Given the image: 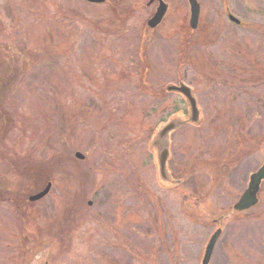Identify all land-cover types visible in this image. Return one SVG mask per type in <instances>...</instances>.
I'll return each mask as SVG.
<instances>
[{
  "label": "rangeland",
  "instance_id": "obj_1",
  "mask_svg": "<svg viewBox=\"0 0 264 264\" xmlns=\"http://www.w3.org/2000/svg\"><path fill=\"white\" fill-rule=\"evenodd\" d=\"M147 1L0 0V264H200L219 227L209 264H264V182L247 217L227 210L264 160V61L253 57L258 45L264 59V0H227L252 29L228 21L223 0H200L199 27L183 41L201 74L182 68L201 121L170 135L173 175L200 181L170 189L148 144L162 121L188 116L165 87L189 8L165 0L152 31ZM137 50L154 75L145 89L130 81ZM236 132L248 145L240 154ZM47 181V196L29 201Z\"/></svg>",
  "mask_w": 264,
  "mask_h": 264
},
{
  "label": "water",
  "instance_id": "obj_2",
  "mask_svg": "<svg viewBox=\"0 0 264 264\" xmlns=\"http://www.w3.org/2000/svg\"><path fill=\"white\" fill-rule=\"evenodd\" d=\"M87 2L102 3L105 0H85ZM155 0H149V3L154 2ZM191 8L190 24L191 27H195L197 24V17L199 13L198 3L196 0H189ZM166 12V4L159 0V4L156 7V12L152 14L147 19V24L149 27L154 28L161 21L162 17ZM228 17L239 23V20L234 17L232 14H229ZM167 91H174L179 94H182L188 105V116L182 114V112H177L171 115V118L166 122H161L156 126L152 132L148 144V149L152 153L153 160L155 162L156 170V179L159 182L161 187L169 188L173 187L181 182L177 178H173L170 170L167 168V161L170 155V142H171V133L173 130L178 129L185 120H189L192 123L200 120L199 108L196 104L194 95L190 87L181 83L180 85L172 84L166 86ZM75 156L82 159L83 154L81 152L75 153ZM264 180V161L260 164L259 168L252 172L249 175V182L247 188L240 194L238 201L233 205V209L237 211H243L250 208V206L255 205L258 202L257 194L260 189V183ZM51 181H47L44 187L41 190L36 191V193L28 195V200L36 202L44 198L51 189ZM221 231L220 228L213 231L210 235L206 246L203 251V257L200 264H208L211 256V251L216 243L217 238L219 237Z\"/></svg>",
  "mask_w": 264,
  "mask_h": 264
},
{
  "label": "flooded vegetation",
  "instance_id": "obj_3",
  "mask_svg": "<svg viewBox=\"0 0 264 264\" xmlns=\"http://www.w3.org/2000/svg\"><path fill=\"white\" fill-rule=\"evenodd\" d=\"M164 1V3L166 4V12H165V14H164V16L162 17V21H161V23H159L158 25H157V27L159 26V25H161L163 22H164V19L166 18V16H167V14H168V12H169V3L167 2V1H165V0H163ZM187 1V5H188V8H189V16H188V24H185V23H182L176 30L177 31H175L173 34H175V36H176V39H177V41H179L178 42V45H177V49H176V55H177V57H178V61H179V63L177 62V64H176V66H175V70H176V72H177V78H176V84H180L181 83V80L183 81V79H185L184 78V76H185V73H184V70H183V68L182 67H185L186 66V68L188 69V70H190L191 71V69L195 72V74L197 75V73L200 75L201 74V72H196L195 70V67H194V62L192 63V61H194V57H191V54H193V52H192V50H191V46H190V48H187L186 49V47L184 46V39H188V38H190V37H192V34L193 33H195V31L197 30V28L199 27V21H200V19H199V16H200V12L202 11V4H201V2H200V0H196L197 1V3H198V8H199V13H198V17H197V19H198V21H197V24L195 25V27L193 28V27H191V24H190V16H191V8H190V5H189V0H186ZM158 3H159V0H155L152 4H155L156 6H155V8H154V12H156V7H157V5H158ZM151 5V4H150ZM220 5H222V7H223V9H222V7H221V12L222 13H224L225 11H226V9H227V5H228V1L227 0H223L222 1V4H220ZM224 15H225V17H227V19H228V21H230V22H232L230 19H229V17H228V14L225 12L224 13ZM233 24H235L237 27H249V29H252L253 27L251 26V25H242V26H240V25H238L236 22H232ZM148 27V26H147ZM156 27V28H157ZM149 28V27H148ZM155 28V29H156ZM149 29H151V28H149ZM155 29H151L152 31L153 30H155ZM254 30H257V29H255L254 28ZM251 31V30H250ZM252 32V31H251ZM253 44V42L251 43V45ZM237 46H236V48H234L235 50H240V44L239 43H237L236 44ZM255 49H254V54H253V57L255 56L256 57V59L257 60H259V59H261V60H263L264 61V59L259 55V53L261 52V51H259V48H258V45H256L255 47H254ZM188 52V56L187 57H185L184 58V55H185V53H187ZM192 52V53H191ZM148 51H136V53L134 52V58H135V60H138L137 61V63H138V66H137V69H138V73H137V75H138V81L137 80H134V78L133 77H130V81L131 82H133L134 84H135V86H137V89H145V87H143L144 85H143V83H142V80H144L145 78H148V77H152V78H154V75L151 73V75L150 74H146V73H148V71L151 69V64L149 63V60H148ZM193 56H194V54H193ZM260 56V57H259ZM259 58V59H258ZM186 60V62H181L180 60ZM191 61V62H190ZM135 62V61H134ZM130 63H132V62H130ZM140 63V64H139ZM133 64H135V63H133ZM183 70V72L182 73H180V71H182ZM243 70H246L245 69V67H244V69ZM148 75V76H147ZM155 80L157 81V82H159V80H160V78H158V76L157 77H155ZM163 81V80H162ZM187 83V82H186ZM189 84V83H188ZM190 85V84H189ZM173 94H176V93H173ZM177 95H179V94H177ZM180 96V95H179ZM181 97V96H180ZM243 96L242 95H240V97H237V98H242ZM184 100V99H183ZM198 128L197 129H200L199 127L200 126H197ZM182 129V128H181ZM239 131V130H238ZM236 142H234V146L233 147H236L237 148V146H239L238 148H239V151H237V153L238 154H240L241 152H242V150H244V149H246L247 148V144H246V142H245V137H244V135L241 137V134L239 133V132H236ZM244 137V138H243ZM226 150H229V149H227L226 148ZM246 150H248V149H246ZM204 152V150L203 151H201V154ZM237 155V154H236ZM244 157H246V155L244 156ZM170 159V158H169ZM187 159H189V158H187ZM192 159H194V157L192 158ZM244 159V158H243ZM168 164H169V166H168V168H169V170H171V172L174 174V170H172L171 169V159L169 160V162H168ZM184 171V170H183ZM182 171V172H183ZM191 172V171H190ZM178 173V172H177ZM189 176L190 175H186L184 178L185 179H187V180H189ZM196 193H198V191H196ZM192 194V193H191ZM208 194H210V192H208ZM207 194V195H208ZM206 194L205 195H199V194H196V195H193L192 194V196H190V195H188V196H186V198L188 197V198H191L192 200H195V201H202V199L203 198H207L206 196H207ZM186 198H184V200L186 199Z\"/></svg>",
  "mask_w": 264,
  "mask_h": 264
},
{
  "label": "trees",
  "instance_id": "obj_4",
  "mask_svg": "<svg viewBox=\"0 0 264 264\" xmlns=\"http://www.w3.org/2000/svg\"><path fill=\"white\" fill-rule=\"evenodd\" d=\"M12 73H13V70L11 71ZM4 80H6V79H4ZM2 83H4V81H2V80H0ZM1 84V83H0ZM6 87L4 88V89H6V90H8V88H9V83L7 82V84L5 85ZM0 100H2V95L0 96ZM194 172V171H193ZM192 171L191 172H189L188 173V175H190L189 176V180L187 181V182H190V183H195L196 184V182L197 183H199V181H200V179L198 178V175L196 174V173H193ZM32 178L33 177H35V176H31ZM28 180H30V182L32 183L33 181H35L34 179H31L30 178V176H28ZM26 180H27V178H26ZM197 186V185H196ZM195 185L193 186V187H196ZM248 211L247 212H242V213H240V214H237V213H235V214H230V212L228 213L230 216H231V218L232 219H234V220H240V218H244V217H247V215H248ZM228 215V216H229Z\"/></svg>",
  "mask_w": 264,
  "mask_h": 264
}]
</instances>
